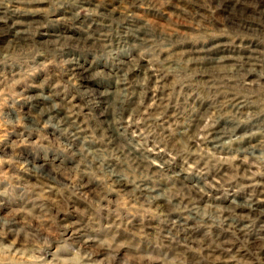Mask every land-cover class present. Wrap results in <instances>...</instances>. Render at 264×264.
I'll list each match as a JSON object with an SVG mask.
<instances>
[{
    "label": "rangeland",
    "instance_id": "rangeland-1",
    "mask_svg": "<svg viewBox=\"0 0 264 264\" xmlns=\"http://www.w3.org/2000/svg\"><path fill=\"white\" fill-rule=\"evenodd\" d=\"M10 1L0 0L2 4ZM23 1L38 3L41 24L30 28L34 34L26 47H7L9 38L0 40V225L20 224L10 225L12 234H0V246L21 244L35 250L39 264H47L52 253L63 258L87 257L100 247L105 256L91 264H141L147 260L214 264L203 251L205 245L231 264H264V250L256 255L257 246L264 248V233L257 231L264 229V218L258 222L253 219L255 211L238 212L239 234L222 226L219 213L220 208L236 202L257 203L255 210L264 213V195L257 194L264 191V151L238 150L246 141L264 142V68H252L245 76L216 78L211 69L204 73L209 66L202 62H186L185 54L212 45L233 52L255 46L263 54L264 0H242L233 11L225 7L235 5L234 0ZM131 23L146 33L143 40L137 41ZM43 33L64 34L67 40L54 48L40 36ZM120 62L137 69V75L125 77ZM72 64L84 68L88 80L73 78ZM145 70L155 75L151 85L143 80ZM115 74L136 91L135 102L143 103L140 114H125L119 121L117 144L135 148L159 168L162 174L157 178L139 174L132 163L97 137L96 130L102 129L95 94L97 90L117 91ZM206 75L212 77L210 83ZM236 93L237 102L247 105L244 113L236 114L229 106L230 94ZM140 95L147 99L142 102ZM49 108L59 113L47 125L24 121L25 113L36 116L38 109ZM63 115L72 124H81L85 133L80 138L74 140L67 127L56 126ZM199 118V131L193 133ZM216 121L237 126L236 131L229 132L228 126L223 138L203 144L205 132ZM74 148L94 152L103 172L109 169L106 164L112 165L125 183L142 178L151 188H160L170 212L190 211L183 215L185 219L191 216L185 226L188 230L174 231L172 216L151 204H139L119 193L103 196L109 184L87 162L83 178L68 173L66 165L76 171L84 164L73 158ZM23 157L31 165L45 164L67 181L60 186L38 184L34 174L25 171ZM85 183L93 193L75 190V185ZM183 183L194 191L192 205L186 209L173 200V196L183 198ZM63 220L79 224L84 237L73 236L75 230L63 235ZM23 225L26 227L21 228ZM180 233L194 239V244L182 241ZM254 233L260 239L251 246ZM86 240L92 248H85Z\"/></svg>",
    "mask_w": 264,
    "mask_h": 264
},
{
    "label": "bare ground",
    "instance_id": "bare-ground-1",
    "mask_svg": "<svg viewBox=\"0 0 264 264\" xmlns=\"http://www.w3.org/2000/svg\"><path fill=\"white\" fill-rule=\"evenodd\" d=\"M241 1L242 0H234L235 5L234 4L233 6L226 5L225 7L226 11H233L235 9V6L237 4H240ZM37 7H38V3L30 4V2H24L23 0H11L10 2L3 3V4L0 2V40L7 41L5 38L7 39L9 38V40L5 42L7 44L6 45L7 47L12 46L13 48H19V47L28 46L27 44L30 41V37L32 36V34H34V33H31L30 28H32L33 25L41 24L40 21L38 20L40 13ZM132 23L130 27L134 28L133 30L136 34L135 38L137 39V41L139 38L140 39L145 38L146 33L144 34V33L139 32L140 29H138L136 25ZM40 36L43 38H47L45 39V42H47L48 45L54 46V48L57 46H62L60 42L66 39L65 38L66 36L64 34L51 35V34L43 33V34H40ZM191 50L185 52V54L188 57L186 62H192L193 64L198 63V61L202 62V64L201 63L199 64H201L202 66H209V67H204L205 69L204 73H208L209 70L211 69L212 72H215L214 73L215 76L213 77H216V78L217 76L223 78V77H226L227 75L232 77V75H236V74H242L243 76H245L244 74L248 75L251 72L252 68H255V69L260 68V67L264 68V53L263 54L259 53L258 50L255 48V46H253L252 49L248 47L245 50H237L235 52L226 49L223 45H212L211 47H208V48H202L199 50H192V51ZM119 65H120L119 68L121 69L122 73L123 72L126 73L125 77L127 76L135 77L138 73L137 69H135L134 67L127 66L126 62H120ZM70 72L73 78L86 79V70L82 68L80 65L72 64ZM142 73L145 74L146 76L145 78H143V80L147 81V83L151 85L154 81L155 75L147 72V70L143 71ZM206 76L204 77L205 80L207 81V83H210L211 82L210 80L212 79V77L210 76L206 77ZM114 77L115 78H114L113 86L116 88L118 87V90L116 89L117 91L111 92L110 89H105L103 91L97 90L96 91L97 93L95 94L97 96V102H96L98 104L97 106L101 110V112L99 111L100 114L97 119L102 129L101 132H97L96 130V133L98 135L97 137H100L101 140H104L105 146H109L110 148H112L119 157L132 163L134 166V169L137 172H139V174L151 176L152 178H157L159 175L162 174L159 168H155V166L149 160H147L145 157L140 155V153L138 154L135 148L126 149L124 147H119L117 144V141H118L117 136L119 134V130L121 129V124L119 123V121H121V119L123 118V115L125 114L126 115L127 114H130V115L140 114L141 113L140 108L143 107V103L140 104L138 102L139 104H137V102H135V99L136 97H139V96L138 94H135L136 91L134 89H129L126 83L124 82V80H119L116 74L114 75ZM116 78H118L117 81L115 80ZM145 99H147V97L145 98L142 96L140 100H142L143 102ZM238 100L240 99L238 98L237 93L236 95L230 94V101H231L230 103L232 104H229V106H231L233 110H235L236 114L242 113V112L244 113V110L246 111L247 105L242 104L241 102H237ZM124 106L128 107L126 111H124ZM40 109L37 110L36 116L30 115V113H25L24 121L29 122L31 124H35L34 122H41V123L46 124L49 122L50 119L51 120L56 119L54 115L59 113L55 108H49L46 111L43 109L45 112L41 111ZM35 111L36 110H34V112ZM57 119L59 120H57L56 126L61 129L62 127H67L68 130L73 132L72 138H74V140L80 138L81 135L85 133V130L83 129L81 124H78V125L72 124V122L69 121L70 117L63 115L62 117L57 118ZM201 120L202 119L199 118L196 124L193 126L192 128L194 130L193 133L199 131L198 129H199ZM229 125L230 124H228L225 121L223 122L216 121L214 127L212 126L206 132L204 131L205 138H204L203 144L210 145L214 142H217L219 139L223 138L225 134L227 135L228 133V131H226L225 128H228ZM254 126H255V122L252 124V127ZM229 127H230L229 132L236 131L237 126L236 128H232V126H229ZM240 149H243L246 152L264 151V142H259L256 140L253 144H250V142L246 141L239 147L238 150ZM73 152H74L72 154L73 158H76V160L80 163L84 162V164L82 165L81 170L77 169L78 171L77 170L75 171L71 166L66 165L67 167L66 170H68V173L73 172V173H76V175L79 178H83L84 174H86L85 163L87 162L86 164L89 166V168L91 167V169H93L94 172L100 173V174L103 173V175L106 178V183L109 184V190L106 193H103L102 194L103 196H108L111 194L119 193L124 196H127V198L137 200L139 204H142V205L151 204L155 207V209H161L160 212H163L164 214H168L170 218L172 216L173 221H172L171 227L173 228L174 231L178 233L180 231L182 233L188 230L185 228V226H187L188 221L191 220V216L186 219L183 216L188 211L173 213V211L171 210L172 212H170V209L168 210L164 206L165 200L162 198L163 196L160 195V192L163 193V191L160 188H151L149 186L150 183L147 182V180L142 179V178H138L137 180L132 181L130 184L125 183L122 179V175L120 171L115 169L112 165L106 164L109 169L103 172L102 170L103 166L98 162L97 158H95L94 152L92 153L84 152L80 148L78 149L74 148ZM23 159L25 160L24 163H26L25 167H27L25 168V171H28L34 174L33 178L37 180L38 184L43 185L44 187H47L48 185L60 186V185H63L64 182L67 181L66 177L61 176L58 173H51L49 170H47L45 164L41 163V164L31 165L30 161L27 158L23 157ZM86 183L82 185L74 184L75 190L80 191V192H85V193H93L91 192L92 189L90 190L89 186ZM182 191L184 192L182 196L183 198L181 199V198H176V196H173V200L175 201V203L180 205V207L181 205L183 207L185 205L184 208L186 209L191 204L190 196L192 192L194 193V191H193V187H190L188 185L185 186L184 183H183ZM257 194L258 196L264 195V191L260 189V191L259 190L257 191ZM235 198L237 199L238 197L235 196ZM236 203L237 204H234L228 207L220 208L221 211L219 210L220 211L219 213L223 215V218H221L222 226L226 227L227 229H230L231 231H234V233L241 234L242 233V228L240 226L241 220H239V223H238V221L235 218H238V219L240 218L239 213L243 209H248L249 211H252V212L255 211L253 214L254 216L253 219H257L258 222L263 221L262 219L264 218V213H261V212H258V210H255L257 203L250 202L247 205H243L242 202H236ZM63 223H65V226L61 227L63 235H67L72 230H75V232H72L73 236L77 235L78 237H84L82 235L84 232V229H82L79 224L75 222L68 223V221L66 220H63ZM10 225H20V224L19 223L16 224L15 222V223H8L6 224V226L0 225V232H1L0 234L1 235L12 234L10 230ZM25 227L26 226L23 225L21 228H25ZM151 229H152V226H151ZM257 231H258V234L264 233L263 228H258ZM181 233L179 234V238L182 239V241L184 240L187 243L194 244V239H190L188 238V236L181 235ZM258 234L254 233L250 235L249 241L251 242L249 244L251 246H253L254 243L257 242L258 239H260L259 237H257ZM24 235H27V234H24ZM83 245L85 246L86 249L92 248L93 246V244L91 242H88L87 240L83 242ZM27 246L30 248L29 245ZM0 248H1L0 264H39L40 262L39 257L36 256L37 252L35 250L24 248L21 244L15 247L13 246L1 247L0 246ZM118 250L119 249L117 248V251ZM262 250H264L262 246H257L256 255L262 253ZM104 251H105L104 247L103 248L100 247V249L97 252L91 253L92 255L90 256L88 255L87 257H82V256L79 257L78 255L73 254L74 255L73 258H65V257L63 258V256L56 257V254L52 253L49 255L50 258L47 264H91V263L100 261L99 259L105 256ZM203 251L208 257L213 258L212 263L214 264H231L230 262H228V260H224V257H221L220 254H217L218 255L217 257L214 254H212L213 249L210 248V246L205 245V248L203 249ZM195 263L197 264V262ZM141 264H158V263L155 261L147 260L146 262H141Z\"/></svg>",
    "mask_w": 264,
    "mask_h": 264
}]
</instances>
